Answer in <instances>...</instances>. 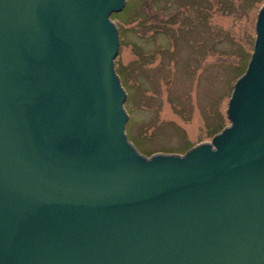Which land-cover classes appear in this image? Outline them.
Instances as JSON below:
<instances>
[{
	"label": "water",
	"instance_id": "water-1",
	"mask_svg": "<svg viewBox=\"0 0 264 264\" xmlns=\"http://www.w3.org/2000/svg\"><path fill=\"white\" fill-rule=\"evenodd\" d=\"M127 2L0 0V264H264V4L230 125L144 156L116 70Z\"/></svg>",
	"mask_w": 264,
	"mask_h": 264
},
{
	"label": "rangeland",
	"instance_id": "rangeland-1",
	"mask_svg": "<svg viewBox=\"0 0 264 264\" xmlns=\"http://www.w3.org/2000/svg\"><path fill=\"white\" fill-rule=\"evenodd\" d=\"M263 4L129 0L127 16L114 20L122 29L116 69L130 96L126 133L141 154L184 155L230 125L228 102L252 55Z\"/></svg>",
	"mask_w": 264,
	"mask_h": 264
},
{
	"label": "trees",
	"instance_id": "trees-1",
	"mask_svg": "<svg viewBox=\"0 0 264 264\" xmlns=\"http://www.w3.org/2000/svg\"><path fill=\"white\" fill-rule=\"evenodd\" d=\"M128 5H129V1H128V3H127V6L125 7V9H124L121 13H119V14H113V15H112V17H111L112 20L114 21V20H117L118 17L121 18L122 16H123V17L127 16L126 11H128ZM145 7H147V5H145ZM117 25H118V24H117ZM118 26H119V25H118ZM119 29H120V31L122 30V29L120 28V26H119ZM120 36H121V38H122L121 33H120ZM121 45H122V39H121ZM117 72H118V74H120V70H119V68L117 69ZM128 99H130V96H128ZM127 102H128V100H127ZM225 127H226V126L215 128V130L213 131V136H215L216 134L220 133ZM192 147H194V146L189 147L188 150L191 149ZM188 150H186V151H188Z\"/></svg>",
	"mask_w": 264,
	"mask_h": 264
}]
</instances>
